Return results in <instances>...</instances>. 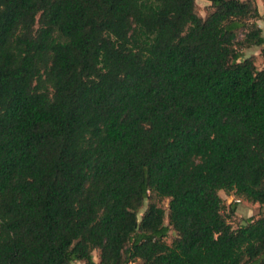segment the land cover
I'll use <instances>...</instances> for the list:
<instances>
[{
	"label": "trees",
	"instance_id": "trees-1",
	"mask_svg": "<svg viewBox=\"0 0 264 264\" xmlns=\"http://www.w3.org/2000/svg\"><path fill=\"white\" fill-rule=\"evenodd\" d=\"M208 1L0 0V264H264L259 3Z\"/></svg>",
	"mask_w": 264,
	"mask_h": 264
},
{
	"label": "rangeland",
	"instance_id": "rangeland-1",
	"mask_svg": "<svg viewBox=\"0 0 264 264\" xmlns=\"http://www.w3.org/2000/svg\"><path fill=\"white\" fill-rule=\"evenodd\" d=\"M258 2L260 4L261 10L263 11V14L261 15V18L257 20V22H260L264 26V5H263L262 0H258ZM196 4H197V10L199 14L203 17H205L209 12L212 11L211 2L208 0H196ZM242 37L243 35H240V38ZM242 50H243L245 57L254 58L258 67L260 68L264 67V45L243 48ZM220 194L224 199V202L226 204V212L228 214H229V204L235 201L238 202L237 209L230 218V222L232 223L234 227H238L239 224L241 222L246 221V219H249L251 217L257 218L260 215H264V205H261L259 203H252L245 199L238 200L233 193H226L224 190H221ZM148 203H149V199L145 201L143 208L140 209L139 211L140 218L143 215L144 211L146 210ZM163 204L165 205V207H167L168 199H165L163 201ZM175 236H176L175 231L171 230L170 235L167 239L168 242H171ZM93 255H94L95 260L98 261L99 260V250H95ZM74 264H84V263L80 261H76ZM129 264H143V263L140 261H135Z\"/></svg>",
	"mask_w": 264,
	"mask_h": 264
},
{
	"label": "crops",
	"instance_id": "crops-1",
	"mask_svg": "<svg viewBox=\"0 0 264 264\" xmlns=\"http://www.w3.org/2000/svg\"><path fill=\"white\" fill-rule=\"evenodd\" d=\"M258 3H259V2H258ZM259 9H260V13H261V15H262V14H263V11L261 10L260 4H259ZM258 24H259L260 27L263 28V34H264V26H263L260 22H258Z\"/></svg>",
	"mask_w": 264,
	"mask_h": 264
},
{
	"label": "water",
	"instance_id": "water-1",
	"mask_svg": "<svg viewBox=\"0 0 264 264\" xmlns=\"http://www.w3.org/2000/svg\"><path fill=\"white\" fill-rule=\"evenodd\" d=\"M243 224H244V225H246V224H247V222H246V221H244V222H243Z\"/></svg>",
	"mask_w": 264,
	"mask_h": 264
}]
</instances>
